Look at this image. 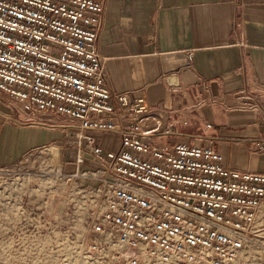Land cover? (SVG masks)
<instances>
[{
  "label": "built area",
  "instance_id": "2783aa9c",
  "mask_svg": "<svg viewBox=\"0 0 264 264\" xmlns=\"http://www.w3.org/2000/svg\"><path fill=\"white\" fill-rule=\"evenodd\" d=\"M106 3L0 0V92L34 117L70 122L56 127L73 150L67 179L84 181L75 218L72 200L64 213L65 224H86L73 264H232L256 232L264 173L225 167L209 145L144 138L158 124L146 94L104 84L97 38ZM95 133L116 134L117 148ZM49 143L28 153L64 146Z\"/></svg>",
  "mask_w": 264,
  "mask_h": 264
},
{
  "label": "crops",
  "instance_id": "0c3cea01",
  "mask_svg": "<svg viewBox=\"0 0 264 264\" xmlns=\"http://www.w3.org/2000/svg\"><path fill=\"white\" fill-rule=\"evenodd\" d=\"M97 45L106 87L146 94V140L209 145L225 167L264 173V0H107ZM48 119L0 92V167L61 143Z\"/></svg>",
  "mask_w": 264,
  "mask_h": 264
},
{
  "label": "rangeland",
  "instance_id": "374dc122",
  "mask_svg": "<svg viewBox=\"0 0 264 264\" xmlns=\"http://www.w3.org/2000/svg\"><path fill=\"white\" fill-rule=\"evenodd\" d=\"M48 120L57 131L60 130L56 126L70 125L60 117L49 116ZM68 131L71 135L75 132L70 127ZM63 135H59L61 143H49H64L63 147L34 150L0 167V264H73L71 247L81 238L86 224L84 217L76 226L72 219L65 224L64 213L72 200L69 210L75 218L76 191L84 181L79 177L67 179L66 175L74 169L68 159L73 150L65 145ZM95 136L109 144L112 141L111 149L119 141L118 136L107 133ZM232 264H264V208L257 217L255 234Z\"/></svg>",
  "mask_w": 264,
  "mask_h": 264
}]
</instances>
